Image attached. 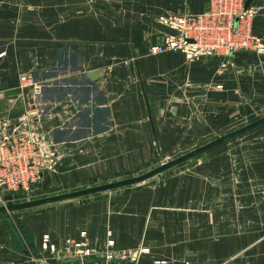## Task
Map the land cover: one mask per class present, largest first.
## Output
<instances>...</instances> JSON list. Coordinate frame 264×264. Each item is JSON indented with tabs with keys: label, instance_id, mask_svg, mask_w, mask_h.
Returning <instances> with one entry per match:
<instances>
[{
	"label": "crops",
	"instance_id": "0c3cea01",
	"mask_svg": "<svg viewBox=\"0 0 264 264\" xmlns=\"http://www.w3.org/2000/svg\"><path fill=\"white\" fill-rule=\"evenodd\" d=\"M208 2L0 0V128L25 111L28 73L43 84V126L59 146L37 188L136 175L264 106V54L151 51L176 33L161 15L200 13ZM251 3L264 36V0ZM215 83L235 94L209 97ZM252 130L95 199L0 212V264H58L49 244L82 232L96 251L108 238L117 249L144 247L139 264H264V124Z\"/></svg>",
	"mask_w": 264,
	"mask_h": 264
},
{
	"label": "built area",
	"instance_id": "2783aa9c",
	"mask_svg": "<svg viewBox=\"0 0 264 264\" xmlns=\"http://www.w3.org/2000/svg\"><path fill=\"white\" fill-rule=\"evenodd\" d=\"M256 13L251 0H209L207 8L200 13L161 15L159 21L176 33L163 36L151 46V51L180 49L193 57L233 55L239 50L264 54V36L253 30ZM20 88L27 95L24 102L27 107L17 118L4 120L0 128V205L6 204L8 197L14 194L33 191L44 171L54 169L59 157L58 143L43 126L40 101L43 84L35 81L31 74L23 73ZM208 88L224 90V85L209 84ZM81 237L49 244L52 258L58 264H139L146 251L144 247L117 249L112 238H108L103 251H96L89 247L85 232ZM44 241L49 242L48 235L44 236ZM31 258L42 263L44 260Z\"/></svg>",
	"mask_w": 264,
	"mask_h": 264
},
{
	"label": "water",
	"instance_id": "95a60500",
	"mask_svg": "<svg viewBox=\"0 0 264 264\" xmlns=\"http://www.w3.org/2000/svg\"><path fill=\"white\" fill-rule=\"evenodd\" d=\"M250 0H248L249 2ZM95 74L92 73L91 76ZM235 92L233 90H210L208 92V96L212 98H227L228 96L234 95ZM264 124V116L249 122L242 127H239L231 132L225 133L215 139H212L208 141L205 144L200 145L197 148H194L186 153H183L175 158L168 159L166 162L161 163L160 165L149 169L141 174L135 175V176H130L126 177L123 179H119L116 181H111L103 184H98L82 189H77L74 191H69L65 193H60L56 195H51V196H45L41 198H36V199H31V200H26V201H21V202H10L6 204H1L0 205V212H12V211H17V210H22L26 208H31V207H36V206H41L45 204H50V203H55L63 200H68V199H73V198H78L90 194H95L98 192L106 191V190H111L115 189L118 187H123L127 185H133L137 184L143 181H146L156 175H159L163 173L164 171H167L189 159H192L200 154H203L223 143H226L228 141H231L232 139L256 128ZM53 262H56L55 259H52Z\"/></svg>",
	"mask_w": 264,
	"mask_h": 264
},
{
	"label": "rangeland",
	"instance_id": "374dc122",
	"mask_svg": "<svg viewBox=\"0 0 264 264\" xmlns=\"http://www.w3.org/2000/svg\"><path fill=\"white\" fill-rule=\"evenodd\" d=\"M254 19H255V17H254ZM253 29H254V20H253ZM262 116H264L263 103H262L261 107H259L258 104H255V105L253 104V106H251L250 109L246 111V113H245V115H243V117H240L235 123L232 124V127H236V128H234V129H226V132L219 133V134L215 135V137H213L211 139H207V141L205 143H207L208 141H210L212 139H215V138H217V137H219V136H221V135H223L225 133L231 132V131L239 128V127H242L243 125H245V124H247L249 122H252V121H254V120H256V119H258V118H260ZM259 127H261V126H259ZM252 131H254V130H250V131H248V132L236 137L235 139L240 138V137H244L246 135H251L250 133H252ZM205 143H203V144H205ZM200 145H202V144H199V143L193 144V145L189 146L188 148H186L185 150H182L180 153H178L176 155H173L172 157H169V156H167V157H169V159L175 158V157H177V156H179V155H181L183 153H186V152H188V151H190V150H192L194 148L199 147ZM200 155H198V156H200ZM198 156H196V157H198ZM196 157H194V158H196ZM194 158H192V159H194ZM167 160H168L167 158L164 159V162H166ZM141 173H143V172H140L138 174H141ZM138 174H136V175H138ZM133 176H135V175H133ZM116 180H113V181H116ZM108 182H111V181H108ZM104 183H107V182H104ZM98 184H103V182L102 183H98ZM98 184L93 183V184H88V185H82V186H80L78 188L76 187L75 189L71 188V189H67V190L59 188L60 192H55L54 190L45 192L46 189L44 190V189L35 187V189L33 191H31V192L14 194L13 197H8V200L6 202L7 203H10V202H21V201L41 198V197H45V196H51V195H56V194H60V193H65V192H69V191H74V190H77V189H82V188H86V187H90V186H94V185H98ZM115 189H117V188H115ZM109 191H114V189L106 190V191H102V192H98V193H95V194H90V195H86V196H82V197H78V198L63 200V201H59V202H55V203H51V204H46V205H43V206L44 207H52V206L57 205V204H67V203L75 202V201H79V200L82 201L84 199H86V200L95 199L96 195H101V194L107 193ZM26 209H28V208H26ZM23 210L25 211V209H22V210H17L18 212L17 211H12L10 213H12L14 215L15 214H20L22 212H19V211H23Z\"/></svg>",
	"mask_w": 264,
	"mask_h": 264
}]
</instances>
